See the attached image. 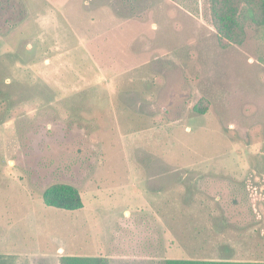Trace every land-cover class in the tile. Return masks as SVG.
<instances>
[{
	"label": "rangeland",
	"instance_id": "1",
	"mask_svg": "<svg viewBox=\"0 0 264 264\" xmlns=\"http://www.w3.org/2000/svg\"><path fill=\"white\" fill-rule=\"evenodd\" d=\"M260 5L0 0V255L264 262Z\"/></svg>",
	"mask_w": 264,
	"mask_h": 264
},
{
	"label": "trees",
	"instance_id": "2",
	"mask_svg": "<svg viewBox=\"0 0 264 264\" xmlns=\"http://www.w3.org/2000/svg\"><path fill=\"white\" fill-rule=\"evenodd\" d=\"M261 18L258 24H264V0H261ZM43 203L47 206L64 210H77L83 203L75 188L67 189L50 188L42 194ZM11 256L0 255V264H12ZM59 264H108V260L98 256L65 255L59 257ZM162 264H264L258 261H232V260H208V259H165Z\"/></svg>",
	"mask_w": 264,
	"mask_h": 264
},
{
	"label": "crops",
	"instance_id": "3",
	"mask_svg": "<svg viewBox=\"0 0 264 264\" xmlns=\"http://www.w3.org/2000/svg\"><path fill=\"white\" fill-rule=\"evenodd\" d=\"M87 35L88 34H85V32H81L79 34H76V37L78 36V38L85 40L84 41L86 42L85 44L92 46V49L94 48L97 51V53L102 52L104 48L111 50V45H113V41H112L113 36L110 34V32L101 31L98 33L95 32L93 33V35L90 34L91 36H87ZM98 71H100V69ZM133 173L135 174L134 176H135V180H137V183L138 182L141 183L142 182L141 179L143 178L141 169H139L137 166L133 168ZM130 186L131 188H134V192L135 191L138 192L136 185L132 183L130 184Z\"/></svg>",
	"mask_w": 264,
	"mask_h": 264
}]
</instances>
